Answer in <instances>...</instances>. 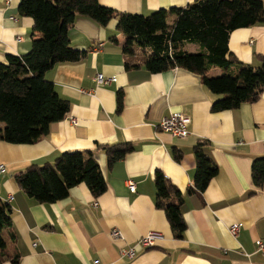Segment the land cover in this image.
Listing matches in <instances>:
<instances>
[{
  "label": "crops",
  "instance_id": "0c3cea01",
  "mask_svg": "<svg viewBox=\"0 0 264 264\" xmlns=\"http://www.w3.org/2000/svg\"><path fill=\"white\" fill-rule=\"evenodd\" d=\"M195 1L98 3L117 13L146 16ZM19 3L12 0L7 5L0 0V62L7 55L24 56L31 48L33 20L19 15ZM69 42L85 51V57L44 73L57 94L69 102L65 118L51 124L49 133L33 144L0 141V164L5 166L0 174V201L11 207V227L2 231L5 248L0 251V264H12L16 257L17 264H264V254L254 246L264 234V185L255 190L250 174L252 161L264 155V87L253 103L211 112L222 95L211 93L191 71L148 72L139 49L132 57L125 56L116 20L100 26L87 17H76ZM228 49L240 64L258 67L256 56H264V22L232 31ZM127 60L140 67L126 70ZM211 72L222 74L212 69L209 77ZM98 74L114 77V82L98 85ZM119 91L123 105L117 113ZM171 113L190 117L185 139L157 129ZM197 141L206 142L204 152L218 170L201 195L185 196L181 210L186 229L183 239L177 240L165 213L155 208L153 177L160 171L184 193L192 185ZM120 143H130L133 151L109 168L105 152L97 147ZM174 148L182 153L179 162L172 157ZM85 150L95 151L106 183L97 198L81 184L71 188L64 200L40 204L23 193L14 178L31 166L53 163L64 152ZM128 182L135 184L134 192ZM232 224L239 225L235 237L229 231ZM114 229L123 239L110 237ZM149 233L158 238L153 246L142 248L138 243ZM129 247H134V256L121 257L120 250Z\"/></svg>",
  "mask_w": 264,
  "mask_h": 264
},
{
  "label": "trees",
  "instance_id": "16d2710c",
  "mask_svg": "<svg viewBox=\"0 0 264 264\" xmlns=\"http://www.w3.org/2000/svg\"><path fill=\"white\" fill-rule=\"evenodd\" d=\"M20 16L33 20L30 51L24 56L7 55L0 62V141L29 145L49 133L50 125L62 121L69 112V102L56 92L44 73L55 65L73 63L85 57L69 42V31L76 17H87L100 26L116 20V31L123 35L122 51L132 57L139 49L143 66L150 73L184 69L197 74L203 85L213 94L222 95L211 106V112L237 109L255 102L264 87V56H256L260 65L240 64L228 49L232 31L250 28L264 22L262 0H197L185 7L159 9L149 15L117 13L103 7L98 0H20ZM193 45L195 52L186 47ZM237 65V70L232 67ZM125 69H138L132 61H125ZM212 69L222 74L209 77ZM123 105V94L116 95V112ZM205 141L193 147L195 168L192 185L181 192L160 172L155 171V208L165 213L171 233L183 239L186 226L181 207L185 196L201 195L217 167L204 152ZM110 168L133 151L130 143L103 145ZM95 151H68L53 163L31 166L14 178L29 198L40 204L64 200L69 190L85 185L93 197L106 190L105 180L95 160ZM176 162L182 153L174 148ZM255 190L264 185V155L255 158L250 168ZM11 227V207L0 201V251L5 248L4 228ZM3 253H0V257ZM2 258V257H1ZM0 258V260H1ZM18 263V257L12 264Z\"/></svg>",
  "mask_w": 264,
  "mask_h": 264
},
{
  "label": "built area",
  "instance_id": "2783aa9c",
  "mask_svg": "<svg viewBox=\"0 0 264 264\" xmlns=\"http://www.w3.org/2000/svg\"><path fill=\"white\" fill-rule=\"evenodd\" d=\"M11 1L12 0H5V3L9 5ZM95 82L98 85H109L112 82H114V77H105L101 74H98L95 78ZM69 122L72 125L76 124V120L74 118H71ZM190 123H191V119L187 115H184L182 113H171L167 116H164L159 121V123L157 124V129L163 133L169 134L174 138L185 139L189 134L188 127ZM4 172H5V166L0 164V174ZM127 186L130 192L135 191V184L133 182H128ZM238 230H239V225L232 224L229 231L231 235L235 237L238 233ZM110 237L112 239H123L121 233L115 229L111 231ZM157 238H158L157 234L149 233L141 241H139L138 245L141 246L142 248H149L153 246L154 241ZM254 246L257 252L264 254V234L261 238H258L254 241ZM134 254H135L134 247L121 249L119 252V255L121 257L125 256L132 258ZM94 264H98V262L95 261Z\"/></svg>",
  "mask_w": 264,
  "mask_h": 264
},
{
  "label": "rangeland",
  "instance_id": "374dc122",
  "mask_svg": "<svg viewBox=\"0 0 264 264\" xmlns=\"http://www.w3.org/2000/svg\"><path fill=\"white\" fill-rule=\"evenodd\" d=\"M186 50L189 52H194L196 50V47L193 45H189L186 47ZM211 77H215L216 76V72H211L210 74Z\"/></svg>",
  "mask_w": 264,
  "mask_h": 264
}]
</instances>
